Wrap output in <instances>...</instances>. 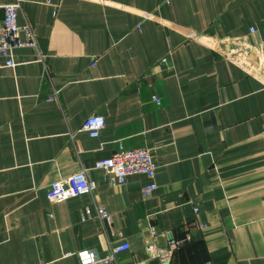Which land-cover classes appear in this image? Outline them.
<instances>
[{"label": "crops", "instance_id": "1", "mask_svg": "<svg viewBox=\"0 0 264 264\" xmlns=\"http://www.w3.org/2000/svg\"><path fill=\"white\" fill-rule=\"evenodd\" d=\"M19 1L37 49L0 55V264H82L121 240L117 263L88 264H264V0ZM118 144L151 149L149 195L144 174L92 167ZM82 166L93 196L50 202ZM93 202L110 218H82Z\"/></svg>", "mask_w": 264, "mask_h": 264}, {"label": "built area", "instance_id": "2", "mask_svg": "<svg viewBox=\"0 0 264 264\" xmlns=\"http://www.w3.org/2000/svg\"><path fill=\"white\" fill-rule=\"evenodd\" d=\"M3 14L0 19V55L5 58L4 65L14 66L16 61L13 57V50L19 46H31L37 49L36 35L28 21L20 24L17 21L18 11L21 4L19 0L0 5ZM232 53V52H231ZM236 54V52H234ZM38 59H43V54L38 51ZM161 61L166 64L167 56H163ZM56 97V96H51ZM152 99L159 102L160 99L153 95ZM105 123L102 114L93 113L87 115L80 125V129L86 130L90 136H97ZM93 168L100 169L105 181L112 185L123 184L130 173L144 174L148 181L141 186L144 195H149L157 186L155 182L156 161L153 159L151 149L146 146L125 147L122 144L112 151L109 156L98 158L92 165ZM88 168L82 166L71 174L52 180L46 186L45 194L50 202L63 200L65 198L89 193L93 196L95 182L87 175ZM196 208V207H195ZM96 213L101 220L109 219L108 211L96 202L86 204L81 211V217L85 218L92 213ZM151 232L154 233L153 228ZM151 246V245H149ZM129 248L126 240H121L112 245L107 254L101 256L91 249H81L77 251L82 264L95 261L104 263L115 262L117 253ZM169 252H163L160 257L166 259ZM127 264H142L141 262H129ZM199 264H211L210 261Z\"/></svg>", "mask_w": 264, "mask_h": 264}, {"label": "water", "instance_id": "3", "mask_svg": "<svg viewBox=\"0 0 264 264\" xmlns=\"http://www.w3.org/2000/svg\"><path fill=\"white\" fill-rule=\"evenodd\" d=\"M150 264H158V259H157V258H153V259L150 261Z\"/></svg>", "mask_w": 264, "mask_h": 264}]
</instances>
